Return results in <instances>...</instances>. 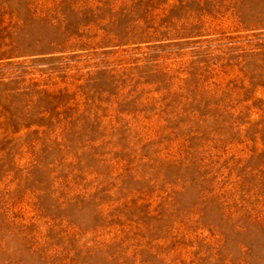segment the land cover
<instances>
[{"label":"rangeland","instance_id":"1","mask_svg":"<svg viewBox=\"0 0 264 264\" xmlns=\"http://www.w3.org/2000/svg\"><path fill=\"white\" fill-rule=\"evenodd\" d=\"M0 264H264V0H0Z\"/></svg>","mask_w":264,"mask_h":264}]
</instances>
